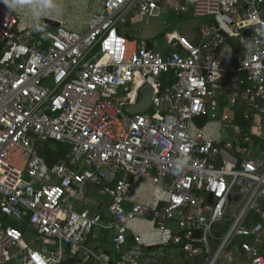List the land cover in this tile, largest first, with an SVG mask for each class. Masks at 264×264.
Masks as SVG:
<instances>
[{"label":"built area","instance_id":"2783aa9c","mask_svg":"<svg viewBox=\"0 0 264 264\" xmlns=\"http://www.w3.org/2000/svg\"><path fill=\"white\" fill-rule=\"evenodd\" d=\"M164 9L203 18L197 40L167 32L158 52L126 36ZM22 19L0 2V264H63L82 248L97 264H179L173 248L264 264V0H103L81 30ZM145 83L149 108L126 115ZM51 143L68 151L49 162ZM135 220L157 241L130 234Z\"/></svg>","mask_w":264,"mask_h":264},{"label":"rangeland","instance_id":"374dc122","mask_svg":"<svg viewBox=\"0 0 264 264\" xmlns=\"http://www.w3.org/2000/svg\"><path fill=\"white\" fill-rule=\"evenodd\" d=\"M102 0H57V4L59 6V10L53 12L50 15H41L36 21H41L43 17L56 19L62 21L64 24L72 22L73 25L71 28H82L84 26L85 21L87 20V15L89 11L93 8L98 7L101 4ZM19 12L24 13L26 18H28V22L32 24L34 22L30 17L29 13L26 9H17ZM41 13L51 11L50 9L41 8L38 9ZM204 19L199 17H192L190 15L185 16L184 18H178V14L174 12L172 9H166L164 15H160L157 17H153L149 19L150 24L139 23L133 25V31L136 34L141 35L142 38H151L153 39L154 48L158 52H164L166 45L163 33H157L158 23H161L163 26V22L167 23L170 26V29H175L179 34L184 33L187 38V35L192 36L193 41L197 40L198 34L201 33V23H203ZM41 25H43L40 22ZM128 25V24H127ZM44 26V25H43ZM127 27V26H126ZM200 29V30H199ZM191 40V39H190ZM49 85V84H48ZM226 105H224L223 109L220 111V117L223 113L231 114V107L229 105V99L225 98ZM223 127L226 126L225 122H222ZM222 136L225 138H229V134L233 135V138L236 137L232 132H229L227 129L222 128L221 130ZM224 256L223 259H219L216 264H224ZM184 257L182 259L179 258V264L183 263ZM78 264V263H76Z\"/></svg>","mask_w":264,"mask_h":264},{"label":"crops","instance_id":"0c3cea01","mask_svg":"<svg viewBox=\"0 0 264 264\" xmlns=\"http://www.w3.org/2000/svg\"><path fill=\"white\" fill-rule=\"evenodd\" d=\"M103 1V0H102ZM101 5V4H100ZM100 5L98 6V7H96V8H93V9H99V7H100ZM93 9H91L90 11H89V13L93 10ZM165 10L166 9H164V10H159L158 12H157V15H156V17L157 16H160V15H164L165 14ZM14 12H16L17 14H19L20 15V17L22 16V21L24 20V18H25V20L28 22V18H26V15L24 14V13H21V12H19V10H15ZM89 13H88V15H87V19H88V16H89ZM25 16V17H24ZM185 17V16H184ZM184 17H182V18H184ZM153 18V17H152ZM178 18H179V15H178ZM54 20H56V19H54ZM26 21H24V23H27ZM57 21H59V20H57ZM87 21V20H86ZM86 21H85V23H86ZM29 23V22H28ZM59 23L64 27V28H66V29H71V30H81V29H83L84 28V26H85V23H84V26L82 27V28H80V27H78V28H75V29H73V28H71L72 26H75V25H73V23L72 22H69V23H67V24H64L62 21H59ZM139 23H144V24H150L149 23V20L147 21V22H144V20H136V21H133V22H130L128 25H127V27H126V30H125V34L126 35H128V37H129V39H136V40H143L144 41V44H145V41L146 40H148V39H151V38H142L141 37V35L139 36V34H136V33H134V31H133V25H135V24H139ZM41 25V24H40ZM203 25H204V23H201V30L200 31H202L203 30ZM163 33V36H164V34L165 33H167V32H171V33H173V32H175V33H177L178 35H181V36H185V34L184 33H182V34H179L175 29H170V26L167 24V23H165V22H163V26L161 25V23H158V30H157V33ZM198 35H201V33L200 34H198ZM187 39H194L192 36H190V35H187ZM151 40H153V39H151ZM208 132V134L209 135H212V133L211 132H209V131H207ZM53 149H55V147H54V145H53V143H51V150H49V151H52V157L54 156V155H56V154H54L53 153ZM49 153V152H48ZM46 157H47V155H46ZM138 189V188H137ZM142 199H146L147 197L145 196V197H141ZM89 199L91 200V207L92 208H94V209H97V210H99V211H103L104 210V208H105V204L108 202V199L107 198H104V197H100L99 195H97L96 194V192H94L93 190L90 192V194H89ZM129 228H130V234H137V235H140L141 237H142V240L144 241V242H147V243H152L153 241H157V239H158V233H156V231L152 228V227H150V224L149 223H146L145 221H143V220H135V221H132L130 224H129ZM85 247L88 249V250H90V249H93L94 251L95 250H100V251H103V252H106L109 256H110V258L111 259H113V260H115V254H114V252L112 251V248H111V244H110V241L106 238V239H92V238H89L88 239V241L86 242V244H85ZM174 249V252H175V257H176V260L179 262V258H181L182 259V254H180V252H179V249H177V248H173ZM81 250H83L84 251V255L81 257V258H79L78 257V254H79V252L81 251ZM86 255L87 256H89L88 258L89 259H91L89 262H90V264H97L95 261H93V259L90 257V255L87 253V251L84 249V248H82V249H80L79 251H78V253H77V255L75 256V257H71V258H73L74 259V264H76V263H78V264H82L83 263V258H85L86 257ZM70 259V258H69ZM68 259V260H69ZM67 260V261H68ZM66 261V262H67ZM184 262V261H183ZM182 264V263H181Z\"/></svg>","mask_w":264,"mask_h":264},{"label":"water","instance_id":"95a60500","mask_svg":"<svg viewBox=\"0 0 264 264\" xmlns=\"http://www.w3.org/2000/svg\"><path fill=\"white\" fill-rule=\"evenodd\" d=\"M184 17V15H179V18ZM44 26H46L47 28H58L60 26L59 21L51 19V18H47V17H43L40 21ZM246 33V32H245ZM248 33V31H247ZM230 41L227 40V43H229ZM145 47L147 49H153L154 48V43L153 40L148 39L145 41ZM234 53L237 54L238 53V48H234ZM151 94H152V87L149 84H143L139 87V89L137 90V97L135 100V103L132 105H123L122 106V111L130 116V115H134V114H142L144 113L150 106L151 104ZM248 134L247 133H243L242 137H247ZM131 180V179H130ZM211 201V196L209 195L208 197V202ZM193 236L197 237L198 236V232L195 231L193 232ZM84 255V251L81 250L78 254V257L81 258ZM63 264H74V259L70 258L67 262L63 263Z\"/></svg>","mask_w":264,"mask_h":264},{"label":"clouds","instance_id":"9594fccd","mask_svg":"<svg viewBox=\"0 0 264 264\" xmlns=\"http://www.w3.org/2000/svg\"><path fill=\"white\" fill-rule=\"evenodd\" d=\"M6 8L9 10L15 11L17 9H26L29 13L32 20L35 22V27L41 28V25L36 23V20L41 16L50 15L53 12L59 10V6L57 4V0H0ZM45 8L50 9L51 11H47L41 13L38 9Z\"/></svg>","mask_w":264,"mask_h":264},{"label":"trees","instance_id":"16d2710c","mask_svg":"<svg viewBox=\"0 0 264 264\" xmlns=\"http://www.w3.org/2000/svg\"><path fill=\"white\" fill-rule=\"evenodd\" d=\"M128 24H129V23H128ZM129 25H130V24H129ZM45 28H47V27H46V26H41V28H38V29H37V33L40 32V31H42V30L45 29ZM126 36L128 37V35H126ZM128 38H129V37H128ZM161 82H162V85H163V86L171 84V83L173 82L172 73H171V72H168V73L163 74L162 77H161ZM204 121H205V118L202 119V121H201L200 123H198V124L201 125ZM235 121L239 124V126H240L241 128H244V125H243L242 123H240V122L238 121V119H236ZM53 145H54V147H55V149H53V153L56 154V156H57V155H63V154H65V153L68 151V146H67V145H61V144H58V143H53ZM45 155H47V157H46L47 161L50 162L51 159H52V154H51L50 152H49V153L46 152ZM21 231H22L23 233L26 232V224H25V223H23V224L21 225ZM193 260H196V259H193ZM183 264H195V261H191V259H186V260L183 262Z\"/></svg>","mask_w":264,"mask_h":264},{"label":"bare ground","instance_id":"6f19581e","mask_svg":"<svg viewBox=\"0 0 264 264\" xmlns=\"http://www.w3.org/2000/svg\"><path fill=\"white\" fill-rule=\"evenodd\" d=\"M173 34L175 35V36H177L178 34L177 33H175V32H173Z\"/></svg>","mask_w":264,"mask_h":264},{"label":"snow or ice","instance_id":"6c2138e0","mask_svg":"<svg viewBox=\"0 0 264 264\" xmlns=\"http://www.w3.org/2000/svg\"><path fill=\"white\" fill-rule=\"evenodd\" d=\"M222 187V186H221Z\"/></svg>","mask_w":264,"mask_h":264}]
</instances>
